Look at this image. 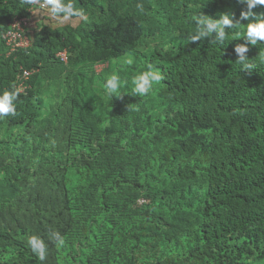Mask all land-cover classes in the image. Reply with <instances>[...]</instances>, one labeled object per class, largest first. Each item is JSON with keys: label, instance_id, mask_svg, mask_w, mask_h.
Returning a JSON list of instances; mask_svg holds the SVG:
<instances>
[{"label": "trees", "instance_id": "obj_1", "mask_svg": "<svg viewBox=\"0 0 264 264\" xmlns=\"http://www.w3.org/2000/svg\"><path fill=\"white\" fill-rule=\"evenodd\" d=\"M72 2L87 20L39 9L13 48L33 7L0 0V94L18 93L0 120V264H264V41L245 37L264 6L244 20L239 0ZM222 14L240 22L222 43L191 40ZM149 65L164 80L134 95ZM112 74L126 85L110 96Z\"/></svg>", "mask_w": 264, "mask_h": 264}, {"label": "clouds", "instance_id": "obj_2", "mask_svg": "<svg viewBox=\"0 0 264 264\" xmlns=\"http://www.w3.org/2000/svg\"><path fill=\"white\" fill-rule=\"evenodd\" d=\"M239 2L245 4L248 9L247 12L241 14V18L244 20H248L252 15V9L256 8L258 5L264 6V0H239ZM22 3L26 6L33 7V9L31 8L30 13L34 15L39 12V9H47L50 17L61 23L68 22L73 17L79 18L80 20H87L85 12L76 9L72 0H22ZM34 7H37L38 9ZM21 20L27 23L26 26L28 28L30 25V23L28 24V22H30V17H25ZM195 23L197 25V30L196 34L191 37L193 42L203 40L206 37H211L213 33H215L216 41L221 43L226 38V30L236 28L240 24L239 21L234 23L233 17L230 14H222L220 18L216 20L200 16L195 19ZM245 37L251 45H256L259 41H264V18L249 23L247 25ZM29 41L31 44L30 38ZM234 51L239 56L237 62L248 67L246 64L248 58L244 55L248 52V47L246 45H237ZM62 54H65L66 59L63 58ZM67 55V51L64 50L58 53L57 56L60 57L62 61L67 62ZM126 63L130 65L133 61L128 59ZM163 80L164 76L161 74V71L154 66L149 65L147 71L133 78L131 91L134 95L146 96L153 90L154 85L159 84ZM122 85H126V82L122 81L117 74H112L105 83V87L110 96L117 93ZM17 98L18 93L15 91L10 92L6 90L0 94V120L9 115L14 116L16 114L15 102L17 101ZM52 238L58 241V247L62 248L65 246V239L60 236V233H53ZM27 243L32 252L38 256V259L41 262H43L46 259L48 251L45 241L41 237L33 235L28 238Z\"/></svg>", "mask_w": 264, "mask_h": 264}, {"label": "built area", "instance_id": "obj_3", "mask_svg": "<svg viewBox=\"0 0 264 264\" xmlns=\"http://www.w3.org/2000/svg\"><path fill=\"white\" fill-rule=\"evenodd\" d=\"M27 23L23 20H15L12 23L13 29L8 32V35L6 38L7 44L12 46L13 48L18 47H26L30 44L29 39L24 34V26H26ZM63 58L66 59L65 54H62ZM30 74V72L26 71L24 72V77H27ZM20 90L23 91L24 88L20 87Z\"/></svg>", "mask_w": 264, "mask_h": 264}, {"label": "crops", "instance_id": "obj_4", "mask_svg": "<svg viewBox=\"0 0 264 264\" xmlns=\"http://www.w3.org/2000/svg\"><path fill=\"white\" fill-rule=\"evenodd\" d=\"M37 14H40V13H37ZM37 14H36V15H34V16H33V18H30L31 24H33V22H34V19H36V17L38 16ZM33 25H34V24H33Z\"/></svg>", "mask_w": 264, "mask_h": 264}, {"label": "rangeland", "instance_id": "obj_5", "mask_svg": "<svg viewBox=\"0 0 264 264\" xmlns=\"http://www.w3.org/2000/svg\"><path fill=\"white\" fill-rule=\"evenodd\" d=\"M101 68H102L101 66H98V71H100V70H101Z\"/></svg>", "mask_w": 264, "mask_h": 264}]
</instances>
